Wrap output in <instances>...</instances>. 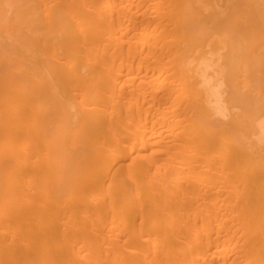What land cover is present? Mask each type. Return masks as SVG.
<instances>
[{"label": "bare ground", "instance_id": "6f19581e", "mask_svg": "<svg viewBox=\"0 0 264 264\" xmlns=\"http://www.w3.org/2000/svg\"><path fill=\"white\" fill-rule=\"evenodd\" d=\"M0 264H264V0H0Z\"/></svg>", "mask_w": 264, "mask_h": 264}, {"label": "rangeland", "instance_id": "374dc122", "mask_svg": "<svg viewBox=\"0 0 264 264\" xmlns=\"http://www.w3.org/2000/svg\"><path fill=\"white\" fill-rule=\"evenodd\" d=\"M258 75H261V74H258Z\"/></svg>", "mask_w": 264, "mask_h": 264}]
</instances>
